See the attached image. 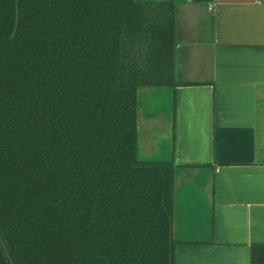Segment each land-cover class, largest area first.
I'll use <instances>...</instances> for the list:
<instances>
[{
  "label": "trees",
  "instance_id": "obj_1",
  "mask_svg": "<svg viewBox=\"0 0 264 264\" xmlns=\"http://www.w3.org/2000/svg\"><path fill=\"white\" fill-rule=\"evenodd\" d=\"M175 55L173 1L0 0V264H176L175 163L138 127Z\"/></svg>",
  "mask_w": 264,
  "mask_h": 264
},
{
  "label": "crops",
  "instance_id": "obj_2",
  "mask_svg": "<svg viewBox=\"0 0 264 264\" xmlns=\"http://www.w3.org/2000/svg\"><path fill=\"white\" fill-rule=\"evenodd\" d=\"M140 1L176 3L178 86L139 92L169 147L143 160L176 167V264H251L264 244V0Z\"/></svg>",
  "mask_w": 264,
  "mask_h": 264
},
{
  "label": "rangeland",
  "instance_id": "obj_3",
  "mask_svg": "<svg viewBox=\"0 0 264 264\" xmlns=\"http://www.w3.org/2000/svg\"><path fill=\"white\" fill-rule=\"evenodd\" d=\"M163 103L160 104L156 103L160 105L158 107H160L161 110H163V107L165 106V105L163 106ZM155 107H157V105H155ZM138 116H139L138 121H139V135H140L139 157L141 159L147 158L148 156L153 155L157 150H162L163 148L168 149L169 147H167L168 145H166V142L164 140V138H166L164 135V131L159 127L154 129L153 131H149L147 127L148 124L146 122H143L144 116H146V111L145 112L144 110L141 111V109L139 108ZM161 121L162 120L159 119V122Z\"/></svg>",
  "mask_w": 264,
  "mask_h": 264
}]
</instances>
